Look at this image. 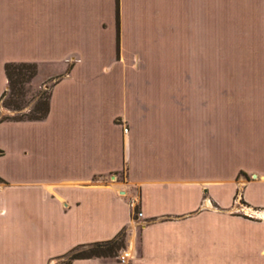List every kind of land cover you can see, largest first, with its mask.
<instances>
[{
  "label": "crops",
  "instance_id": "0c3cea01",
  "mask_svg": "<svg viewBox=\"0 0 264 264\" xmlns=\"http://www.w3.org/2000/svg\"><path fill=\"white\" fill-rule=\"evenodd\" d=\"M208 43L229 74L228 177L213 180L189 169L188 84L133 77L204 72ZM13 63L58 80L43 120L0 123V264L121 231L128 264H264V0H0V96Z\"/></svg>",
  "mask_w": 264,
  "mask_h": 264
},
{
  "label": "rangeland",
  "instance_id": "374dc122",
  "mask_svg": "<svg viewBox=\"0 0 264 264\" xmlns=\"http://www.w3.org/2000/svg\"><path fill=\"white\" fill-rule=\"evenodd\" d=\"M206 35L209 36L208 34ZM208 45V48L206 47L205 49L206 59L202 64L204 72L188 75H133V77L135 81L141 82H147L151 77L153 80L155 77L158 81L162 80L163 82H173L174 84H188V93L190 95L188 111H185L181 107L180 113L184 115V113L187 112L189 118L195 120L197 123H194L198 125L195 131L192 132L190 127L191 123H189L190 125L188 124L189 135L187 144L190 145V158L192 157V148L199 147L197 163L193 164L191 162L192 160H190L189 169L191 170L194 166V168L196 167L195 169L199 177L204 178V180H213L228 177V131L230 125V110L228 105L229 74L227 72H216L218 69L227 70L228 62L227 59H221V62L214 63L213 50L209 43ZM212 69H215V72L214 70L212 71ZM50 75L52 76L51 73H42L35 82H32L36 76L35 74L30 83L24 88V97L22 98V101L26 103L25 107H22L18 111L12 110L6 106L9 96L1 98L0 119L7 117L17 119L20 116H28V112L33 109L38 99L41 98V100H43V98L50 92L51 87L57 82L58 79H56L55 76L51 77ZM213 93L216 94L215 98ZM218 97L220 99H218ZM2 122L19 121L5 120ZM122 132L126 133L127 128H123ZM14 135L16 136L14 142L21 144L20 142L23 141L24 137L20 133V130H17ZM8 143L9 149H12L15 145L10 141ZM1 165L4 172H9L5 162H2ZM124 172V170H121L119 172L109 173L105 176V179L108 182H120L124 178ZM112 176L113 180H109ZM239 207L242 208V205H239ZM64 261V259H57L51 264H60Z\"/></svg>",
  "mask_w": 264,
  "mask_h": 264
},
{
  "label": "trees",
  "instance_id": "16d2710c",
  "mask_svg": "<svg viewBox=\"0 0 264 264\" xmlns=\"http://www.w3.org/2000/svg\"><path fill=\"white\" fill-rule=\"evenodd\" d=\"M5 77L7 81V88L1 94L0 99L5 96H9V99L6 103L8 108L18 111L22 107H25L24 101V88L27 86L31 79L36 74V67L33 64L27 63H13L7 64L5 66ZM21 98V100H20ZM48 98L49 93L46 97L41 100L38 99L33 109L30 110L28 116H20L19 118H4L0 119V122L5 120L13 121H41L48 114ZM125 248V232L121 231L113 239L100 242L92 243L87 245H78L71 249L65 255L59 257L58 259H64L65 261L60 264H72V261L78 259H114L118 256V253Z\"/></svg>",
  "mask_w": 264,
  "mask_h": 264
},
{
  "label": "built area",
  "instance_id": "2783aa9c",
  "mask_svg": "<svg viewBox=\"0 0 264 264\" xmlns=\"http://www.w3.org/2000/svg\"><path fill=\"white\" fill-rule=\"evenodd\" d=\"M125 131H126V130H125ZM136 205H137V201H136L135 199L132 200V201H130V203H129L130 208H131L132 211L134 212V216H135L136 218H139L141 215H140V213H139L138 211H135V209H136ZM250 216H253V215H250ZM130 259H131V255H130V253H129L128 251H126V250H122V251L118 254L117 258H116V260H117V262H118L119 264H128V262H129Z\"/></svg>",
  "mask_w": 264,
  "mask_h": 264
}]
</instances>
